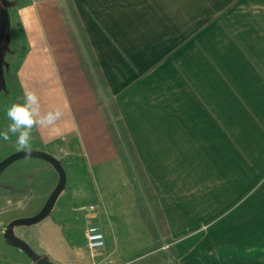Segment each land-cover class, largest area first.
I'll list each match as a JSON object with an SVG mask.
<instances>
[{
  "label": "crops",
  "instance_id": "1",
  "mask_svg": "<svg viewBox=\"0 0 264 264\" xmlns=\"http://www.w3.org/2000/svg\"><path fill=\"white\" fill-rule=\"evenodd\" d=\"M63 1L62 15L85 35L158 206L137 173L128 175L112 137L116 130L98 112L100 135L110 146L95 161L81 151L80 133L61 149L30 145L61 161L67 186L49 217L13 231L33 256L9 245L4 231L42 210L57 173L49 163L35 165L52 182L49 191H38L35 207L31 189L0 194V264H38L34 258L92 264L85 242L90 223L105 235L96 258L101 264L158 258L141 204L158 225L160 207L173 240L162 247L181 264H204L214 245L225 246L216 257L227 254L226 246L245 243L249 229L254 239V230L264 228V0ZM90 206L96 209L82 210ZM229 234L240 239L229 243ZM252 253L260 264L264 251Z\"/></svg>",
  "mask_w": 264,
  "mask_h": 264
},
{
  "label": "rangeland",
  "instance_id": "2",
  "mask_svg": "<svg viewBox=\"0 0 264 264\" xmlns=\"http://www.w3.org/2000/svg\"><path fill=\"white\" fill-rule=\"evenodd\" d=\"M65 7L63 0L52 2L18 0L16 8L10 9L12 31L9 35L10 51L5 57V62L8 64L4 75L7 91L0 97V130L6 129L10 123L5 115V109L14 103H22L26 90L34 91L40 97L42 114L59 108L64 115L57 122L56 131L40 126L34 127L31 144L49 145L46 143H50L49 148L61 149V146L76 140V133L78 135L80 133L84 140L81 151L92 162L96 158L105 156L107 146H110L109 142L105 143L100 135L99 120L96 115L98 112L101 115L103 112V117L107 116L108 124L112 122L111 126L115 127V134L121 140L123 138L119 136L120 129H117L116 118L110 111V98L102 85L99 70L89 48L85 46L83 36L79 34L78 23L71 16L62 15ZM16 20L15 25L13 22ZM100 107H103V110ZM77 128L79 131L76 130ZM73 130L76 131L71 132ZM15 147H18L15 137H11L8 141L0 139V162L10 156L12 154L10 152H13ZM37 164L48 166L44 160L25 159L9 166L0 177V182L14 181L18 177L30 179L34 172L30 184L33 200L29 198L32 207H35L34 203L39 202L38 191H49L52 186L48 172L34 171ZM56 178L58 184V174ZM136 179L139 181L138 175ZM17 183L19 186L22 184ZM25 202L20 205L22 211L27 210ZM260 217L262 220L260 225L263 227L264 215ZM244 233L247 235L252 231L249 229ZM254 233V239L249 234L244 244L235 242L226 246L228 253L219 257L215 256L218 254V249L225 246H212L209 251L212 253L211 259L208 255L204 256V264H258L257 254L252 252L264 251V228H260V231L254 230ZM226 237L231 243L240 236L229 234ZM168 248L163 246L158 251V258L154 257L150 261L135 264H181V261L172 256L173 253ZM229 250L233 253H229ZM262 257L264 255L261 254L260 260ZM260 260V264H264ZM196 262L190 264H197Z\"/></svg>",
  "mask_w": 264,
  "mask_h": 264
},
{
  "label": "water",
  "instance_id": "3",
  "mask_svg": "<svg viewBox=\"0 0 264 264\" xmlns=\"http://www.w3.org/2000/svg\"><path fill=\"white\" fill-rule=\"evenodd\" d=\"M2 6L3 8L0 10L1 13V19H0V97L3 92H6L7 89V82H6V76L5 75V69L8 67V64L5 62L6 54L10 51L9 50V44H10V29H11V19H10V13L9 9L13 6L12 2H9L7 0H2ZM25 159H40L44 160L45 162L49 163L57 172L58 174V184L52 190L46 204H44V207L42 210L35 216L32 217H26V218H19L14 221H12L8 227L6 228L5 238L9 245H13L15 247H18L25 251L29 256H33V251L27 249L26 245L19 241L15 234L14 230L18 226H30L34 225L36 223H39L46 219V217H49L55 207V203L59 200L60 196L64 192V189H66L67 186V173L65 171V168L63 165H61V161H59L57 158L53 157L52 155H49L47 153L39 152L37 150H27V151H18L16 153H12L10 156L6 157L2 162H0V177L3 175V173L9 168V166ZM34 261L38 264H53L46 258L36 259L34 258Z\"/></svg>",
  "mask_w": 264,
  "mask_h": 264
},
{
  "label": "trees",
  "instance_id": "4",
  "mask_svg": "<svg viewBox=\"0 0 264 264\" xmlns=\"http://www.w3.org/2000/svg\"><path fill=\"white\" fill-rule=\"evenodd\" d=\"M76 15V14H75ZM83 34V33H82ZM83 38H84V42H85V46H87L90 50V46H88V42H86L85 39V35L83 34ZM91 52V50H90ZM93 58H95V55L93 52H91ZM92 58V59H93ZM95 61V59H94ZM99 75L102 79V85L104 86V88H107V86L105 85V82L103 80V75L102 73L99 72ZM94 88V85H93ZM102 104V103H101ZM112 115L114 118H116V124L119 126V133L123 139L120 140V138L118 137L117 134H115V132L113 131V128L115 129L114 126H110L111 127V131L112 132V137L114 139V144L116 147V150L119 152V156L122 159V163L125 164V167L127 169V172L129 173L128 175L133 176L134 173H137L136 175L139 176V180H140V184L146 189V191H148L149 195L151 194V197L154 199V195H153V191L151 189V186L149 184L148 179L146 178L144 169L142 167L141 162L139 161V155L136 151V149H134V145L132 143L131 137L129 136L128 130L125 127L124 123H122V119L120 117L119 111H117V107L115 106V104H111V110ZM109 116H111L109 114ZM17 182H21V186L18 185ZM30 191V187L28 185L27 179H25L24 177H18L17 179H14V181H7V182H0V194L1 193H9V194H18V195H27ZM155 205L158 206L157 200H155ZM146 205H142L141 204V214H143V217L145 218V220L148 223V227H150V231L151 234L153 236V240L155 241V243L157 244V246H159V248L161 249L163 241H165L166 244H172L173 240L170 239L171 235H170V231L168 229V227L166 226L167 223L164 219V217L162 216L161 213V209L160 207L158 209L159 216L161 218V222L158 225L157 222L152 221L154 218L151 216V214H147L146 212ZM152 219V220H151Z\"/></svg>",
  "mask_w": 264,
  "mask_h": 264
},
{
  "label": "clouds",
  "instance_id": "5",
  "mask_svg": "<svg viewBox=\"0 0 264 264\" xmlns=\"http://www.w3.org/2000/svg\"><path fill=\"white\" fill-rule=\"evenodd\" d=\"M5 115L10 123L6 129L0 130V139L8 141L11 137H15L18 148L27 151L33 139L34 127L40 126L56 131L55 126L64 113L57 108L42 114L40 97L36 92L26 90L23 102L14 103L6 108Z\"/></svg>",
  "mask_w": 264,
  "mask_h": 264
},
{
  "label": "built area",
  "instance_id": "6",
  "mask_svg": "<svg viewBox=\"0 0 264 264\" xmlns=\"http://www.w3.org/2000/svg\"><path fill=\"white\" fill-rule=\"evenodd\" d=\"M95 209L96 206H90L89 208L87 209L83 208L82 210L93 211ZM85 237H86L85 242L87 244V248L89 249L90 255L93 259L92 264H101L100 262L97 261L96 258L99 257L100 250L105 247L106 242H104L105 240L104 233L101 231V229H99L97 225L90 223L86 228Z\"/></svg>",
  "mask_w": 264,
  "mask_h": 264
},
{
  "label": "flooded vegetation",
  "instance_id": "7",
  "mask_svg": "<svg viewBox=\"0 0 264 264\" xmlns=\"http://www.w3.org/2000/svg\"><path fill=\"white\" fill-rule=\"evenodd\" d=\"M3 8L2 6V0H0V10ZM0 19H1V13H0Z\"/></svg>",
  "mask_w": 264,
  "mask_h": 264
}]
</instances>
